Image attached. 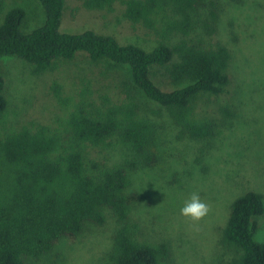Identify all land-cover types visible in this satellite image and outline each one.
Returning a JSON list of instances; mask_svg holds the SVG:
<instances>
[{
  "label": "trees",
  "instance_id": "trees-1",
  "mask_svg": "<svg viewBox=\"0 0 264 264\" xmlns=\"http://www.w3.org/2000/svg\"><path fill=\"white\" fill-rule=\"evenodd\" d=\"M38 2L45 20L29 33L20 29L22 9L5 14L0 58L22 60L38 75L56 61L86 54L110 71L126 70L118 81L124 98L113 104L102 96L95 104L82 94L58 126L10 127L4 118L8 101L0 70V264L38 261L63 237L79 235L87 224L102 226L107 212L116 222L110 264H171L167 245L140 240L130 216L129 173L153 163L158 153L155 123L140 114L135 93L163 109L179 137L211 139L219 124L197 117L195 109L201 98L222 95L230 83L232 53L224 43L210 42L218 33L224 2H229L82 1L86 10L108 13L121 6L128 22L153 37L149 50L121 45L113 36L90 30L61 33L65 0ZM251 6L263 8L264 2L256 0ZM153 74L162 77V86L153 81ZM219 113L224 120L234 116L226 107ZM113 152L119 160L112 159ZM263 215L264 197L259 193L247 192L231 204L221 243L236 252L232 264H264V241L254 240Z\"/></svg>",
  "mask_w": 264,
  "mask_h": 264
},
{
  "label": "rangeland",
  "instance_id": "rangeland-1",
  "mask_svg": "<svg viewBox=\"0 0 264 264\" xmlns=\"http://www.w3.org/2000/svg\"><path fill=\"white\" fill-rule=\"evenodd\" d=\"M82 1L65 0L59 32L90 30L113 36L121 45L153 47L151 34L128 22L121 6L108 13L86 10ZM227 1L218 33L210 42L220 41L232 53L230 83L222 95L201 98L195 109L197 117L219 124L215 135L203 141L179 137L166 112L135 93L140 114L155 123L158 153L153 163L129 173L130 216L140 240L167 245L171 264H232L236 252L221 243L231 204L247 192L264 197V7L251 6L256 0H248L247 5ZM13 8L24 11L23 33L45 20L38 0H0V24ZM0 70L8 101L4 118L10 127L58 126L82 94L95 104L102 96L113 104L124 98L118 81L126 70L110 71L86 54L56 61L38 75L24 61L3 57ZM152 78L162 86L159 74ZM221 107L233 112V118L224 120ZM113 155L114 161L119 160L118 152ZM115 229V219L107 212L102 226L87 224L82 233L63 237L48 254L27 264H110ZM254 240L264 241V215L257 222Z\"/></svg>",
  "mask_w": 264,
  "mask_h": 264
}]
</instances>
